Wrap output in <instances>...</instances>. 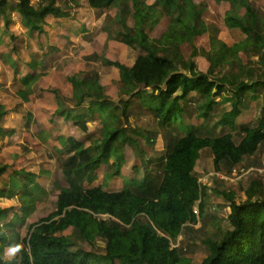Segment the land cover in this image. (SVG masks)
<instances>
[{
    "label": "trees",
    "instance_id": "1",
    "mask_svg": "<svg viewBox=\"0 0 264 264\" xmlns=\"http://www.w3.org/2000/svg\"><path fill=\"white\" fill-rule=\"evenodd\" d=\"M86 1L100 12L120 3L128 5L131 25L117 12L115 30L108 32V38L132 45L138 54L132 64L103 57L118 71L119 85L113 94L93 70L65 77L71 90L67 97L58 88L43 89L53 101L51 115L83 133L98 113L104 121L103 139L80 141L72 135H55L56 152L66 154L60 156L59 167L66 185L58 189L54 209L30 223L21 239L10 238L0 227V264H264V174L254 172L240 181L238 191L223 193L201 183L194 169L205 150L212 156L215 173L228 175L239 166H262L256 156L264 145V15L250 0H215L229 6L223 13L224 25L240 30L245 38L231 45L211 38L205 51L210 68L204 72L197 68L199 48L194 44L206 32L200 3ZM78 4V0L61 4L40 0L35 5L32 0H0V45L10 54L5 63L21 72L23 88L18 92L25 100L26 88L45 74L60 48L47 43L49 30L64 22L75 33L85 31L72 12ZM162 20V33L152 39L149 31ZM185 43L190 46L185 65L160 53L162 46ZM22 47L28 50L29 61L20 59ZM244 50L251 55L250 62L242 61ZM252 103L258 119L238 123L236 118ZM221 104L230 107L217 106ZM4 114L0 106V119ZM148 116L151 129L140 127ZM185 116L201 121L186 124ZM12 132L0 125L1 138ZM158 133L164 152L149 156L136 137L151 145ZM134 157L139 164L133 162L129 170L128 159ZM98 170L100 183L86 187L98 178ZM38 175L0 165V197L44 193ZM208 190L224 197L226 216L206 210ZM12 208L0 209V221ZM23 218L15 213L6 225L14 230ZM200 218L207 224L191 244L202 248L204 255L194 263L181 242ZM7 247L16 254L5 257Z\"/></svg>",
    "mask_w": 264,
    "mask_h": 264
},
{
    "label": "rangeland",
    "instance_id": "2",
    "mask_svg": "<svg viewBox=\"0 0 264 264\" xmlns=\"http://www.w3.org/2000/svg\"><path fill=\"white\" fill-rule=\"evenodd\" d=\"M40 0H32L35 5ZM64 0H59L63 3ZM71 2V0H66ZM78 6H73L72 12L81 23L85 32L75 33L64 27L63 23H56L53 30L50 31L47 43H55L60 46L53 56L52 61L47 65L45 74L36 82L31 83L26 90L27 99L25 100L19 94V89L23 86L19 80L21 73L5 63L4 57L10 55L3 44L0 45V106L4 108V116L0 119V125L6 129H13V134L0 137V165H8L14 169H25L39 174L38 183L44 188L45 192L39 195H30L20 198L19 193L12 197H0V209L13 207L7 216L0 221V227L7 232L12 239H21L26 233L30 223L36 222L40 217L46 216L54 209V201L60 186L66 183L60 172V159L66 154L56 152L55 135L59 133L67 136L72 135L80 141L91 138L95 142L103 139L104 121L100 120L98 113L92 116V121L88 123V130L83 133L71 122H66L59 116L51 115V105L53 101L49 98L47 92L43 89L58 88L65 97L69 96L70 87L65 81V77L72 72L93 70L100 77V82L107 86V90L113 94L119 85L118 71L112 65H106L103 57L112 60H119L127 64H132L135 60L138 50L132 45L122 41L108 38V32H114V19L116 13L126 19L128 25H131L130 10L127 4L120 3L115 6L100 11L89 7L86 0H78ZM152 3L153 0H148ZM202 5L200 10L201 18L206 25V32L194 39V44L199 48L195 61L197 68L208 72L210 62L206 55L211 38L222 40L228 45L236 41L243 40L245 35L235 28H227L223 23V13L229 8L227 3H217L215 0H195ZM254 6L264 15V0H250ZM63 5V4H62ZM72 13V14H73ZM162 20L152 30L149 35L152 39L159 38L164 28ZM19 31L21 27L15 24ZM84 34V35H82ZM157 47L160 46L156 43ZM160 53L164 56L173 58L180 65H185V59L190 53V46L185 43L178 47H161ZM25 47L20 48V59L29 61L30 56ZM240 57L244 63L251 61V55L247 51L240 52ZM219 100L220 98H216ZM217 105L229 109L228 105ZM259 117V113L254 110L253 103L236 118L238 123H254ZM54 120V121H53ZM201 119L184 117V122L199 123ZM140 127L151 129L152 117H144L139 122ZM53 127H56L53 130ZM141 149L145 150L147 155L160 157L164 152V141L158 133L153 144H147L141 137H136ZM257 154V160H260L262 166L258 168H245L239 166L231 174L215 173L212 166V156L208 150H205L195 163V172L201 183H206L210 188L221 190L223 193L228 191H238L240 181L246 179L249 175L257 172L264 174V145L261 146ZM61 156V157H60ZM138 163L136 157L128 159L127 167L132 163ZM246 163V162H245ZM152 166L155 168L154 165ZM128 168L124 170L128 172ZM131 170V168L129 169ZM43 173V174H42ZM6 175V173L4 174ZM97 179L85 183L86 187H91L100 183L101 170L97 171ZM137 178L141 173L136 174ZM245 182V180H244ZM119 185V182L118 184ZM241 195V192H238ZM206 201V210L219 216H226L229 211L224 197L215 191L208 190V195L204 197ZM197 209V207H195ZM215 209V210H214ZM217 211V212H214ZM18 213L24 215L23 224H17L14 230L9 229L6 223ZM207 221L200 218L195 224L189 235L181 245L186 248V255L194 263L200 261L204 252L199 247L191 243L199 229H203ZM182 237H178V241ZM15 250L10 247L5 249V257L14 256Z\"/></svg>",
    "mask_w": 264,
    "mask_h": 264
},
{
    "label": "built area",
    "instance_id": "3",
    "mask_svg": "<svg viewBox=\"0 0 264 264\" xmlns=\"http://www.w3.org/2000/svg\"><path fill=\"white\" fill-rule=\"evenodd\" d=\"M194 212H196V213H197V209H194Z\"/></svg>",
    "mask_w": 264,
    "mask_h": 264
},
{
    "label": "crops",
    "instance_id": "4",
    "mask_svg": "<svg viewBox=\"0 0 264 264\" xmlns=\"http://www.w3.org/2000/svg\"><path fill=\"white\" fill-rule=\"evenodd\" d=\"M85 31H86V30H85ZM85 31H84V32H85ZM72 32H73V31H72ZM82 35H84V34H82ZM13 69H14V68H13ZM15 72H18V71H15ZM19 74H20V73H19Z\"/></svg>",
    "mask_w": 264,
    "mask_h": 264
}]
</instances>
